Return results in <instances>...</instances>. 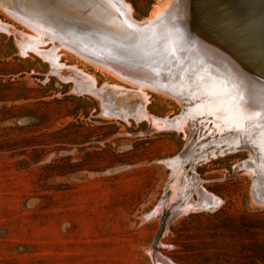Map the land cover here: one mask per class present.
I'll return each mask as SVG.
<instances>
[{"label":"rangeland","instance_id":"rangeland-1","mask_svg":"<svg viewBox=\"0 0 264 264\" xmlns=\"http://www.w3.org/2000/svg\"><path fill=\"white\" fill-rule=\"evenodd\" d=\"M128 1L144 18L167 0ZM23 15L0 0V264H264L259 135L140 90L80 47L105 44ZM246 30L264 59L262 31ZM139 41L117 46L140 54Z\"/></svg>","mask_w":264,"mask_h":264},{"label":"bare ground","instance_id":"bare-ground-1","mask_svg":"<svg viewBox=\"0 0 264 264\" xmlns=\"http://www.w3.org/2000/svg\"><path fill=\"white\" fill-rule=\"evenodd\" d=\"M7 1L9 6L22 10L25 14L23 18L31 24L37 25L38 29H53L56 32L68 33L77 31L85 36V39L96 40L105 44L103 49L86 44H80V47L89 53L86 55L88 58L106 66L112 73H123L125 76L126 73L127 75L128 73L133 76L136 75L137 77H133L129 74L132 76L129 79L137 84L140 90H144L143 87H152L168 92L176 96L181 101L180 103L185 104L184 107L188 108L187 106L191 105L192 110L200 107V109L205 110L206 114H211L213 117H217L222 110L237 127L240 129L247 127L257 133L264 142V59L261 57L263 51L258 53V50L256 51V49L254 50L245 44L251 40L254 42V38L260 37L256 35L251 38V34L248 36V33L246 34L244 31L235 32L236 28H246L252 33L261 30V35H264V0H167L163 6L162 4L161 7L155 6L151 10V14L144 18L135 16L134 9L128 0ZM161 14H166V17L171 21L170 29H165L166 21L160 19ZM61 16H66L71 20L65 23ZM19 17L21 16L19 15ZM154 19L157 23L160 22V26L154 28L156 34H150L149 32L153 30L151 25L154 23ZM58 26L60 28H57ZM30 27L32 26L30 25ZM131 40L134 42L141 40L139 45L143 51L140 54H124L117 46L120 44L118 42L123 43ZM43 41L46 40L43 39ZM91 75L90 77H92ZM122 82L124 83V81ZM126 85L128 84L121 86L126 88ZM132 88L134 87L132 86ZM147 94L149 95V93ZM186 127H183L185 128L184 131ZM212 141L214 140L212 139ZM190 167L192 168V166ZM196 177L198 178V176ZM162 222L157 229L156 240H158L160 230H162ZM158 241L160 242L161 239ZM160 254L157 257L162 259L163 264H171L173 260L169 263Z\"/></svg>","mask_w":264,"mask_h":264},{"label":"trees","instance_id":"trees-1","mask_svg":"<svg viewBox=\"0 0 264 264\" xmlns=\"http://www.w3.org/2000/svg\"><path fill=\"white\" fill-rule=\"evenodd\" d=\"M0 148H3V146L0 145ZM0 150H2V149H0Z\"/></svg>","mask_w":264,"mask_h":264},{"label":"water","instance_id":"water-1","mask_svg":"<svg viewBox=\"0 0 264 264\" xmlns=\"http://www.w3.org/2000/svg\"><path fill=\"white\" fill-rule=\"evenodd\" d=\"M160 227V226H159ZM155 241H156V239H155Z\"/></svg>","mask_w":264,"mask_h":264}]
</instances>
